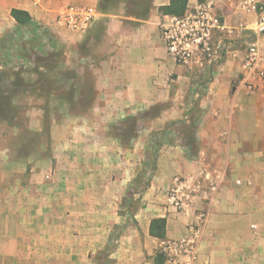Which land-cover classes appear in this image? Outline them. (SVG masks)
<instances>
[{
    "label": "crops",
    "instance_id": "0c3cea01",
    "mask_svg": "<svg viewBox=\"0 0 264 264\" xmlns=\"http://www.w3.org/2000/svg\"><path fill=\"white\" fill-rule=\"evenodd\" d=\"M169 3L0 0V79L22 74L9 63L26 59L29 28L40 33L67 5L94 10L73 40L83 49L81 86L93 92L87 114L53 115L43 133L36 101L27 123L48 143H0V264H164L162 243L191 237L198 209L208 219L193 264H264V89L249 92L242 69L254 35L229 39L220 63L178 65L162 38L168 16L159 8ZM13 9L32 24L18 25ZM215 10L234 28L255 23L236 1ZM182 179L203 188L177 210L168 195ZM157 219L166 220L164 239L151 234Z\"/></svg>",
    "mask_w": 264,
    "mask_h": 264
},
{
    "label": "built area",
    "instance_id": "2783aa9c",
    "mask_svg": "<svg viewBox=\"0 0 264 264\" xmlns=\"http://www.w3.org/2000/svg\"><path fill=\"white\" fill-rule=\"evenodd\" d=\"M218 1L224 0L199 1L188 8L183 16H168L167 23L161 26L168 55L178 65L205 68L223 60L233 47L229 39L252 32L254 38L245 51L242 69L249 92L264 89V1L227 0L238 2L241 9L254 13L256 17L252 26L241 22L236 28L220 19L215 10ZM93 18L94 10L90 7L66 6L57 11L55 26L83 34L89 29ZM202 183L199 180L198 185L192 187L185 179L178 180L168 195L169 205L177 210L190 209L195 194L201 191V186L203 188ZM194 214L195 220L190 226L193 230L191 237L162 243L159 255L164 258V264H193L195 261L198 239L208 215L199 209ZM184 256L188 257L187 261L181 260Z\"/></svg>",
    "mask_w": 264,
    "mask_h": 264
},
{
    "label": "rangeland",
    "instance_id": "374dc122",
    "mask_svg": "<svg viewBox=\"0 0 264 264\" xmlns=\"http://www.w3.org/2000/svg\"><path fill=\"white\" fill-rule=\"evenodd\" d=\"M127 1L131 3L132 0ZM108 2L111 7H115L118 0H108ZM40 27V33H37L36 29L37 32L34 31L33 28V30L30 28L27 30L29 48H27L26 59L18 55L10 59V68L16 66V70L22 72L21 79L23 80H20L12 91L16 93L13 101L20 103L14 105L15 109H11L10 114L6 113L4 117L8 118H6L7 121L2 118L3 115H0V143L25 148L27 151H33L36 148L37 142L41 140L40 136L45 144L49 141L46 134L42 136L35 133L34 123L31 125L27 123L29 116L35 119L33 108L36 101L39 102L38 107L44 111L43 133H46L49 131L47 129L51 128L53 115L61 119L67 109H70V114H87L89 108L85 104L93 93L90 90L87 91L85 85L83 88L81 86L83 73H81L82 69L79 72L78 68L83 66V57L79 54L83 49L77 45L73 49V40L79 34L60 29L55 26V22H44ZM25 44L22 43V45ZM15 45L19 43L16 42ZM14 73L9 74L8 78L0 79V87L10 88L11 86L8 87L9 80L10 82L17 80L15 76H12ZM4 129L5 132L11 130L12 136L2 138L1 133ZM22 132L23 134H20Z\"/></svg>",
    "mask_w": 264,
    "mask_h": 264
},
{
    "label": "trees",
    "instance_id": "16d2710c",
    "mask_svg": "<svg viewBox=\"0 0 264 264\" xmlns=\"http://www.w3.org/2000/svg\"><path fill=\"white\" fill-rule=\"evenodd\" d=\"M188 4H189V0H170V3L168 5L160 7L159 10L163 15L180 17L183 16L187 11ZM11 16L20 26H30L32 24V17L26 11L13 9L11 11ZM12 76L13 77L15 76V79L17 80L16 82L13 81L11 82L10 88L0 87V115H3L2 118L4 119L7 118L4 117L6 116V113L10 114L11 113L10 110L15 109L14 108L15 106L12 104V102L13 99L16 97V93H13L12 91L15 89L18 82H20V80H23L21 79V73H14V75ZM165 227H166L165 219L153 220L151 224V234L160 239H164ZM161 263H163V261Z\"/></svg>",
    "mask_w": 264,
    "mask_h": 264
}]
</instances>
